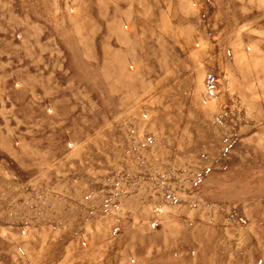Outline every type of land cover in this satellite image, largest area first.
Returning <instances> with one entry per match:
<instances>
[{
  "label": "rangeland",
  "instance_id": "374dc122",
  "mask_svg": "<svg viewBox=\"0 0 264 264\" xmlns=\"http://www.w3.org/2000/svg\"><path fill=\"white\" fill-rule=\"evenodd\" d=\"M0 264H264V0H0Z\"/></svg>",
  "mask_w": 264,
  "mask_h": 264
},
{
  "label": "built area",
  "instance_id": "2783aa9c",
  "mask_svg": "<svg viewBox=\"0 0 264 264\" xmlns=\"http://www.w3.org/2000/svg\"><path fill=\"white\" fill-rule=\"evenodd\" d=\"M215 84H216V80L213 76H210L208 79H207V87L212 90L214 89L215 87Z\"/></svg>",
  "mask_w": 264,
  "mask_h": 264
}]
</instances>
